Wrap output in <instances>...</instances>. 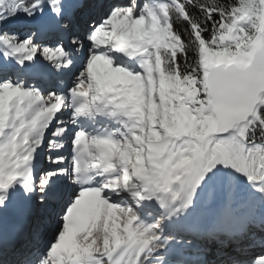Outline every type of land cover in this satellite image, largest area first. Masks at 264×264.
Masks as SVG:
<instances>
[{"label":"snow or ice","instance_id":"6c2138e0","mask_svg":"<svg viewBox=\"0 0 264 264\" xmlns=\"http://www.w3.org/2000/svg\"><path fill=\"white\" fill-rule=\"evenodd\" d=\"M0 264H264V0H0Z\"/></svg>","mask_w":264,"mask_h":264}]
</instances>
